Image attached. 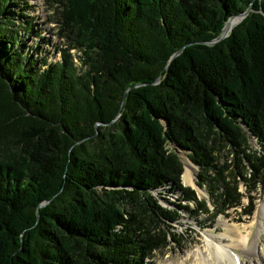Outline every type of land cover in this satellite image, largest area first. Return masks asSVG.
Listing matches in <instances>:
<instances>
[{"label":"trees","instance_id":"1","mask_svg":"<svg viewBox=\"0 0 264 264\" xmlns=\"http://www.w3.org/2000/svg\"><path fill=\"white\" fill-rule=\"evenodd\" d=\"M54 3L64 47L49 62L39 44L27 52L28 2L0 0V264H148L180 242V212L203 227L251 217L264 0ZM175 150L205 198L182 184Z\"/></svg>","mask_w":264,"mask_h":264},{"label":"rangeland","instance_id":"2","mask_svg":"<svg viewBox=\"0 0 264 264\" xmlns=\"http://www.w3.org/2000/svg\"><path fill=\"white\" fill-rule=\"evenodd\" d=\"M26 2L31 8L25 16L30 22H33L34 26V33L24 40L25 46L28 47L27 52L32 49L34 44H39L41 56L47 57L49 62L57 61L60 59V49L64 47V41L56 35V27L50 21L52 13L50 10L51 6L55 4L54 0H26ZM25 20L26 18L23 21ZM231 26H226L223 33H228ZM40 38L43 41H40ZM254 147H256L255 144ZM190 164L192 168H188L182 163L183 173L189 169V173L193 176L194 186L184 183L182 176L181 182L185 187L194 188L204 197L206 196L204 190L199 191L195 184L196 167L191 162ZM165 198L171 204L179 203L177 193H168ZM159 202L164 207L175 209L174 206L168 205L161 199ZM180 214L181 219L173 225L174 232L179 235L180 242L172 243L171 248L162 253H156L154 258L148 261V264H224L214 251H211V247H214L218 242L228 246L227 250L234 256V261L236 259V264H264V193L256 201L253 215L244 218L240 223L218 217L212 227H203V221L191 218L185 212H180ZM234 231L236 232L235 236ZM247 236V241L240 246L234 242L238 241V238ZM209 244L211 245L209 246ZM252 247L255 249L253 254L246 251Z\"/></svg>","mask_w":264,"mask_h":264},{"label":"bare ground","instance_id":"3","mask_svg":"<svg viewBox=\"0 0 264 264\" xmlns=\"http://www.w3.org/2000/svg\"><path fill=\"white\" fill-rule=\"evenodd\" d=\"M236 20H237V23H238V19L237 18H235ZM235 19H231V20H229L227 23H226V25L224 26V28L226 27V26H228V25H233L236 21H235ZM236 23V24H237ZM235 24V25H236ZM234 25V26H235ZM233 26V27H234ZM232 27V28H233ZM231 28V29H232ZM230 29V30H231ZM223 31H224V29H223ZM225 32V31H224ZM224 34V33H223ZM181 158H182V161H183V163H184V165L186 166V167H188V168H192L191 167V164H190V162H189V159L183 154V155H181ZM182 179H183V181H184V183H187V184H189L190 186H194V181H193V176L189 173V169H186L185 170V172L182 174ZM233 234H234V236H235V234H236V232L234 231L233 232ZM237 238V237H236ZM247 239H248V236L247 237H241V238H238V241H234V242H236V244H237V246H240V245H242V244H244L246 241H247ZM237 240V239H236ZM211 241H213V240H211ZM210 241V242H211ZM215 244V243H214ZM211 244H209V246H210ZM212 248V250L211 251H214V253L218 256V258L224 263V264H236L235 263V261H236V259H235V261H234V256H232V254L227 250L228 249V246H226V245H224L223 243H221V242H218V244H215L214 245V247H211ZM247 249V248H246ZM246 251H248L249 253H251V254H253V252L255 251V249L252 247V248H250V249H247ZM236 257V256H235ZM237 262V261H236ZM239 264V263H238Z\"/></svg>","mask_w":264,"mask_h":264},{"label":"water","instance_id":"4","mask_svg":"<svg viewBox=\"0 0 264 264\" xmlns=\"http://www.w3.org/2000/svg\"><path fill=\"white\" fill-rule=\"evenodd\" d=\"M244 15H245V14H244ZM235 18L238 19V23L236 24V25H238V24L241 22L243 16L233 17V18H231V19H235ZM231 19H230V20H231ZM228 21H229V20H228ZM228 21H227V22H228ZM227 22H226V23H227ZM226 23H225V25H226ZM236 25H235V26H236ZM235 26H234V27H235ZM234 27H233V28H234ZM233 28H232V29H233ZM223 29H224V28H223ZM223 29H222V31H221V35H220L216 40H214V42H217V41H219V40L225 38V37H226V36L232 31V29H231L228 33L223 34ZM175 151H176V153L178 154L181 163H183L182 158H181V155L184 154V153L181 152V151H178V150H175ZM196 172H197V168H196ZM196 187H197V189H198L199 191L202 190V189H200L197 185H196ZM190 188H191V187H190ZM191 189L194 190V188H191ZM196 193H197V192H196ZM197 195H198V197L200 196L199 198H202V197H203V196L201 195L200 192H198ZM205 197H206V196H204L203 198H205Z\"/></svg>","mask_w":264,"mask_h":264}]
</instances>
